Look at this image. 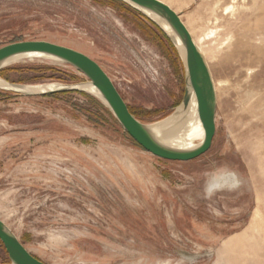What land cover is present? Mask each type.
Masks as SVG:
<instances>
[{
  "label": "rangeland",
  "instance_id": "rangeland-1",
  "mask_svg": "<svg viewBox=\"0 0 264 264\" xmlns=\"http://www.w3.org/2000/svg\"><path fill=\"white\" fill-rule=\"evenodd\" d=\"M162 1L200 41L216 83L217 131L199 158L142 149L90 93L0 89V217L47 264H264V0ZM26 40L98 61L144 122L182 102L172 43L121 3L0 0V47ZM26 65L48 69H12ZM7 68L0 76L20 83L87 79L47 58ZM231 172L235 185L223 182Z\"/></svg>",
  "mask_w": 264,
  "mask_h": 264
},
{
  "label": "water",
  "instance_id": "water-1",
  "mask_svg": "<svg viewBox=\"0 0 264 264\" xmlns=\"http://www.w3.org/2000/svg\"><path fill=\"white\" fill-rule=\"evenodd\" d=\"M153 22L170 40L184 68L185 92L182 102L166 117L155 122H144L130 109L115 82L98 61L84 52L46 40L17 41L0 47V71L26 59L47 58L65 63L87 79L76 83H59L53 89L34 91L37 83H20L1 77L8 85L0 89L15 93L53 95L68 92H87L82 86L92 83L100 93L97 97L106 105L127 132L141 147L153 155L172 161H190L210 150L217 131V89L204 52L190 29L172 6L162 0H120ZM161 21L166 25L161 24ZM183 47L182 53L180 47ZM45 83V82H42ZM204 129L203 139L193 147L181 148L167 144L161 135L180 115L187 114L192 99ZM0 241L8 253V262L0 264H47L22 243L13 229L0 217Z\"/></svg>",
  "mask_w": 264,
  "mask_h": 264
},
{
  "label": "bare ground",
  "instance_id": "bare-ground-1",
  "mask_svg": "<svg viewBox=\"0 0 264 264\" xmlns=\"http://www.w3.org/2000/svg\"><path fill=\"white\" fill-rule=\"evenodd\" d=\"M161 24L166 25L165 22L161 21ZM214 34V33H213ZM200 48L202 49V45L200 41L197 42ZM181 52L183 53V47H180ZM203 51V49H202ZM204 52V51H203ZM205 54V52H204ZM206 56V54H205ZM30 61V60H29ZM59 83L50 82V83H43V84H35L31 87L34 91H44L50 90L58 86ZM0 86L7 87L8 85L0 78ZM85 90L89 91L90 93L98 96L101 98L99 91L97 88L90 82L85 83L82 86ZM204 136V129L202 123L200 121L197 108H196V101L195 98L192 99L189 110L183 115L178 117V120L174 122L170 127L164 131L163 135H161V140L167 144L173 145L175 147L181 148H188L193 147L197 143H199ZM227 178L223 181L225 184L232 183L233 185L238 183L237 177L235 173H226ZM213 179V178H212ZM221 180V179H220ZM213 181V180H212ZM222 183V182H221ZM220 183L217 181H213L210 184V189H214L220 187Z\"/></svg>",
  "mask_w": 264,
  "mask_h": 264
},
{
  "label": "trees",
  "instance_id": "trees-1",
  "mask_svg": "<svg viewBox=\"0 0 264 264\" xmlns=\"http://www.w3.org/2000/svg\"><path fill=\"white\" fill-rule=\"evenodd\" d=\"M104 3H108L110 5H117V3H121L122 5H124L126 8H129V9H133L131 8L130 6H128L127 4L123 3L122 1L120 0H104ZM133 11H135L136 13H138L139 15H141L139 12H137L136 10L133 9ZM143 16V15H141ZM144 17V16H143ZM148 20V19H147ZM149 22L155 27L157 28V30L163 34L164 37L165 34L153 23L149 20ZM167 38V37H166ZM168 39V38H167ZM11 69V68H5L3 70L0 71V75L8 78L5 74L6 72ZM14 70H17L18 72H24V71H27V70H35L37 72H40V71H46L48 69V67H36V66H31V65H26V66H18V67H15V68H12ZM9 79V78H8ZM21 82V81H20ZM88 98H90L92 101H94L98 106H100L102 109H104L105 111H107V113L116 121L117 125L121 128V130L127 135V137H129L131 139V141H133L136 145L140 146L127 132L124 131V129L122 128V126L120 125V123L117 121V119L114 117L113 113L111 112V110L106 107L100 100H98L97 98H94L88 94H85ZM131 111L134 113L132 107L129 105ZM135 114V113H134ZM136 115V114H135ZM137 116V115H136ZM141 147V146H140ZM142 149H144L143 147H141Z\"/></svg>",
  "mask_w": 264,
  "mask_h": 264
}]
</instances>
